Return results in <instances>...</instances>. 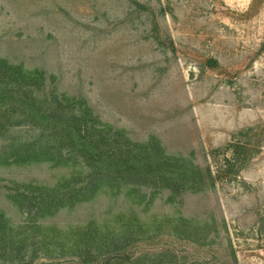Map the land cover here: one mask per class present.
Returning a JSON list of instances; mask_svg holds the SVG:
<instances>
[{
    "label": "rangeland",
    "instance_id": "obj_1",
    "mask_svg": "<svg viewBox=\"0 0 264 264\" xmlns=\"http://www.w3.org/2000/svg\"><path fill=\"white\" fill-rule=\"evenodd\" d=\"M0 58L45 72L40 97L55 87L72 98V110L87 107L97 137L108 134L104 126L124 131L129 147L154 137L168 156L209 169L216 181L173 204L166 190L150 203L152 192L142 186L139 205L105 186L44 225L110 227L137 264H264V0H0ZM38 134L30 124L9 127L0 154L6 142ZM238 144L251 151L235 164ZM83 165L0 163V213L15 226L24 221L8 199L14 182L53 186L76 169L81 175L69 178L71 186L82 188L90 172ZM121 213L156 217L149 234L156 237L122 233ZM180 215L209 226L177 234L164 216ZM114 249L110 263L96 264L118 263ZM25 264L82 263L40 257Z\"/></svg>",
    "mask_w": 264,
    "mask_h": 264
},
{
    "label": "trees",
    "instance_id": "obj_2",
    "mask_svg": "<svg viewBox=\"0 0 264 264\" xmlns=\"http://www.w3.org/2000/svg\"><path fill=\"white\" fill-rule=\"evenodd\" d=\"M40 80L45 84V72L27 71L21 65L0 58V138L9 127L23 124L39 130L31 142L18 139L10 144L6 142L0 157L6 155L0 158V163L3 166L49 164L53 168L76 169L83 168L85 163L90 169L89 181L82 188L72 187L70 180L74 175H81L75 169L70 172L71 179L61 178L53 186L14 182L8 199L19 209L24 221L15 226L4 213H0V263L25 264L40 257L46 260L78 259L82 264H96L99 258H107L110 263L114 257L106 254L111 253L109 247L113 245L117 254L121 253L116 264H137L129 261L124 252L126 245L119 246L117 240L120 233L113 232L110 227L103 230V227L91 223L85 227L70 225L58 229L42 222L63 210H72L78 204L92 201L105 186L112 196L124 192L125 198L133 203L139 202V205L144 204L145 199L140 192L142 186L152 192L150 203L158 190H166L170 193L167 202L173 204L187 192L200 194L208 191L216 181L209 169L203 170L185 158L168 156L154 137L135 148L129 147L131 142L126 139L124 131L113 132L109 126L103 127L108 134L97 137L98 131L93 123H89L88 112L84 111L87 107L72 110V98L58 95L55 87L49 98L40 97ZM248 151H251L248 144L236 145L235 164L245 160ZM228 163L227 172L233 174L235 164ZM119 216L120 219L126 216L121 232L136 237V241L156 237H149L157 224L156 217L145 222L135 214L121 213ZM164 218L171 220L172 231L177 234L184 229L198 232L201 231L200 225H203L202 229L209 226L181 215Z\"/></svg>",
    "mask_w": 264,
    "mask_h": 264
}]
</instances>
